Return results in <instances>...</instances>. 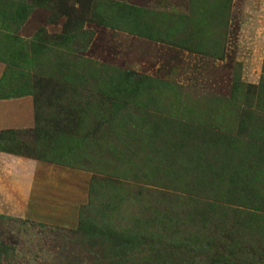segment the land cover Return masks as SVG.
I'll list each match as a JSON object with an SVG mask.
<instances>
[{"label": "rangeland", "instance_id": "obj_1", "mask_svg": "<svg viewBox=\"0 0 264 264\" xmlns=\"http://www.w3.org/2000/svg\"><path fill=\"white\" fill-rule=\"evenodd\" d=\"M0 153V264H264V0H0Z\"/></svg>", "mask_w": 264, "mask_h": 264}, {"label": "crops", "instance_id": "obj_2", "mask_svg": "<svg viewBox=\"0 0 264 264\" xmlns=\"http://www.w3.org/2000/svg\"><path fill=\"white\" fill-rule=\"evenodd\" d=\"M18 120H20L18 123H20L21 126L23 127L28 126L29 123H32L31 115L28 112L27 113L25 112L24 114L20 115V118ZM9 157L10 156H8L7 154L0 153V167H10V164H8L9 162L6 164H2L3 161H12L15 159L14 157H10V158ZM21 164L15 165L14 167H35L36 171H39L41 174H44L43 178H46L48 173L52 174L51 175L52 178H56L57 176H61V175H67L69 176V178H76V179L83 178L81 177L82 175L80 173H76L73 171H67V170L59 169V168H52V167H58V166L49 165L43 162L25 160L24 163H21Z\"/></svg>", "mask_w": 264, "mask_h": 264}]
</instances>
